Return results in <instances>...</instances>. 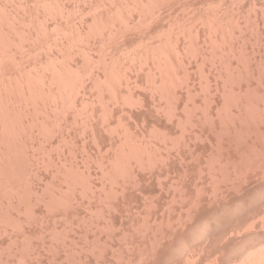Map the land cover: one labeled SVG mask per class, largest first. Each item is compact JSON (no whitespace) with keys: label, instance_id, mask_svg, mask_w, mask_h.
<instances>
[{"label":"rangeland","instance_id":"1","mask_svg":"<svg viewBox=\"0 0 264 264\" xmlns=\"http://www.w3.org/2000/svg\"><path fill=\"white\" fill-rule=\"evenodd\" d=\"M3 1L0 264H264V0Z\"/></svg>","mask_w":264,"mask_h":264},{"label":"bare ground","instance_id":"2","mask_svg":"<svg viewBox=\"0 0 264 264\" xmlns=\"http://www.w3.org/2000/svg\"><path fill=\"white\" fill-rule=\"evenodd\" d=\"M3 0H0V14L2 13V11H3V9H4V7L6 6V5H9V3L11 4V2H9L8 4H6L4 7L2 6L3 4L1 3ZM10 1V0H9ZM18 1V0H17ZM4 2V4H5V0L3 1ZM19 2H20V0H19ZM22 2H23V0H22ZM78 3H79V1H78ZM15 4V3H14ZM18 5V4H17ZM17 5H15V6H17ZM25 6V5H24ZM10 7H12L11 5H10ZM9 7V8H10ZM18 7V6H17ZM50 7H54V6H50ZM77 7V6H76ZM80 7V6H79ZM6 8V7H5ZM20 8V7H19ZM78 8V7H77ZM8 9V8H7ZM16 9V8H15ZM14 9V10H15ZM21 9V8H20ZM23 9V8H22ZM55 9V8H54ZM53 9V10H54ZM24 10V9H23ZM52 10V9H51ZM52 10V11H53ZM20 11V10H19ZM22 11V10H21ZM51 11V12H52ZM76 11V10H75ZM12 12H13V8H12ZM55 11H53V13H54ZM3 13H4V11H3ZM3 13L1 14V15H3ZM9 13V12H8ZM5 14V13H4ZM13 14H14V12H13ZM6 15V14H5ZM16 15V14H15ZM24 15V14H23ZM6 17V16H5ZM9 18V17H8ZM4 19V18H3ZM5 19H7V18H5ZM14 19H16V18H14ZM44 19V18H43ZM42 19V20H43ZM46 19V18H45ZM48 19V18H47ZM0 20H1V18H0ZM52 20V19H51ZM4 21H6V20H4ZM45 21V20H44ZM47 21V20H46ZM13 22H14V20H13ZM16 22V21H15ZM20 22V21H19ZM1 23H4V22H1ZM6 23V22H5ZM24 23V22H23ZM5 25V24H4ZM20 26V25H19ZM7 27V26H6ZM16 28V27H15ZM7 30H9V29H7ZM13 30V29H12ZM3 33V32H2ZM9 33V32H8ZM19 33V32H18ZM13 34H14V31H13ZM17 34V33H16ZM17 36H19V35H17ZM23 36V35H22ZM25 36V35H24ZM7 38V37H6ZM10 38V37H9ZM15 38V37H14ZM13 39V38H12ZM17 39V38H16ZM19 40H20V38H19ZM21 40H22V38H21ZM8 43V42H7ZM10 47V46H9ZM12 47V46H11ZM9 49V48H8ZM21 49V48H20ZM3 50V49H2ZM7 51V50H6ZM9 52V51H8ZM3 53V52H2ZM4 54V53H3ZM13 55H14V53H13ZM13 55L12 56H10V58L12 57V60H15V58L13 59ZM19 55V54H18ZM4 57V56H3ZM15 57V56H14ZM20 58H21V55H20ZM5 60H6V57L4 58ZM1 60V59H0ZM11 59H9V62H11L10 61ZM17 61V60H16ZM16 61H15V65H16ZM12 63V62H11ZM19 63V62H18ZM0 65H1V62H0ZM12 65V64H11ZM14 65V66H15ZM17 66V65H16ZM20 66V65H19ZM18 67V66H17ZM14 68V67H13ZM1 71V70H0ZM62 75V74H61ZM65 75V74H64ZM66 76V75H65ZM6 77V76H5ZM8 78V77H7ZM62 78H63V75H62ZM9 79V78H8ZM65 79V78H64ZM13 80V79H12ZM16 80V79H15ZM8 81V80H7ZM6 81V82H7ZM10 81V80H9ZM17 81V80H16ZM5 82V83H6ZM19 83V82H18ZM25 83V82H24ZM29 83V82H28ZM10 84V83H9ZM0 85H1V83H0ZM14 85V84H13ZM18 85V84H17ZM9 86V85H8ZM49 87V86H48ZM7 88V87H6ZM5 88V89H6ZM10 88V87H9ZM17 88V87H16ZM19 88V87H18ZM8 89V88H7ZM13 89V88H12ZM9 90V89H8ZM2 91V90H1ZM59 91V90H58ZM61 91V90H60ZM63 91H64V89H63ZM9 92V91H8ZM48 93H49V91H48ZM63 93H65V92H63ZM54 99H55V97H53ZM61 99V98H60ZM56 100V99H55ZM50 101H51V99H50ZM60 101V100H59ZM62 102V101H61ZM53 103V102H52ZM57 104V103H56ZM63 105V104H62ZM65 106V105H64ZM52 107H54V106H52ZM58 108V107H57ZM56 108V109H57ZM60 110H62V109H60ZM58 111V110H57ZM63 111V110H62ZM61 111V112H62ZM64 112V111H63Z\"/></svg>","mask_w":264,"mask_h":264}]
</instances>
